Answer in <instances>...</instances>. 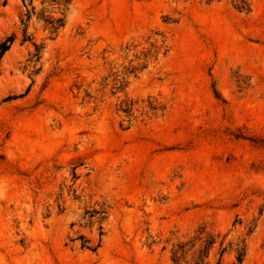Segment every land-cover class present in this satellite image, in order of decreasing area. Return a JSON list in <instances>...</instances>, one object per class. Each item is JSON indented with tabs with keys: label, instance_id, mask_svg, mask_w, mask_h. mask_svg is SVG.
Returning <instances> with one entry per match:
<instances>
[{
	"label": "rangeland",
	"instance_id": "374dc122",
	"mask_svg": "<svg viewBox=\"0 0 264 264\" xmlns=\"http://www.w3.org/2000/svg\"><path fill=\"white\" fill-rule=\"evenodd\" d=\"M24 12L0 0V264H172L201 225L264 264V0Z\"/></svg>",
	"mask_w": 264,
	"mask_h": 264
},
{
	"label": "trees",
	"instance_id": "16d2710c",
	"mask_svg": "<svg viewBox=\"0 0 264 264\" xmlns=\"http://www.w3.org/2000/svg\"><path fill=\"white\" fill-rule=\"evenodd\" d=\"M21 1L25 7V18L21 19L25 27L24 33H26L27 22L35 15L36 19L42 22L43 28L55 36L64 26L66 11L73 0H40L42 8L38 13H36L35 0ZM47 11L59 12L63 16L49 17L46 14ZM13 41L14 36L10 35L0 43V57L10 49ZM33 45L35 47L33 56L40 59L42 46L35 42ZM124 103L126 107H121V110L130 115L135 109V102L127 98ZM252 232L253 228H249L246 235L239 236L235 241L228 238V232L221 235L208 230L205 225H201L172 245L170 249L171 262L172 264H223L224 255L233 253L234 260L230 264H244L247 254V240ZM87 248L94 250L92 247Z\"/></svg>",
	"mask_w": 264,
	"mask_h": 264
}]
</instances>
